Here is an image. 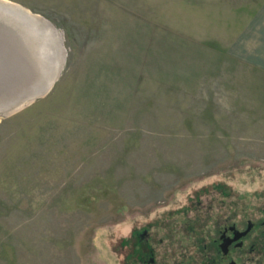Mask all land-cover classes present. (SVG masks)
Listing matches in <instances>:
<instances>
[{"label":"rangeland","instance_id":"374dc122","mask_svg":"<svg viewBox=\"0 0 264 264\" xmlns=\"http://www.w3.org/2000/svg\"><path fill=\"white\" fill-rule=\"evenodd\" d=\"M0 2L49 22L61 63L0 114V264H214L220 226L264 219V0Z\"/></svg>","mask_w":264,"mask_h":264},{"label":"water","instance_id":"95a60500","mask_svg":"<svg viewBox=\"0 0 264 264\" xmlns=\"http://www.w3.org/2000/svg\"><path fill=\"white\" fill-rule=\"evenodd\" d=\"M14 6L0 5V9L20 22L24 29L19 37L0 32V114H9L47 94L57 82L61 68V63L49 62L44 54L48 47L55 46L53 26L41 16L29 10L27 13V9L21 6ZM8 10L20 15H12ZM42 28L49 33L44 34L40 31ZM27 34L32 39L27 38ZM23 39L29 44L23 43ZM33 40L42 42L38 53L35 49L39 44L36 45ZM45 72L48 73L45 75Z\"/></svg>","mask_w":264,"mask_h":264},{"label":"flooded vegetation","instance_id":"af4514ba","mask_svg":"<svg viewBox=\"0 0 264 264\" xmlns=\"http://www.w3.org/2000/svg\"><path fill=\"white\" fill-rule=\"evenodd\" d=\"M210 258L214 264H237L244 254L253 262L264 261V219L248 220L246 225L226 223L217 230L211 243Z\"/></svg>","mask_w":264,"mask_h":264},{"label":"crops","instance_id":"0c3cea01","mask_svg":"<svg viewBox=\"0 0 264 264\" xmlns=\"http://www.w3.org/2000/svg\"><path fill=\"white\" fill-rule=\"evenodd\" d=\"M260 16H257L258 20H255V26H252L251 23V36H249L248 40L251 39V41L254 40L255 43H257V48L255 47L254 50H251V54H254L257 57H260L257 61L263 69L261 70L264 74V6L259 12ZM254 27L255 32H257V39H255V36H252V28ZM257 28V29H256ZM253 48L251 44V49ZM263 89H264V81H263Z\"/></svg>","mask_w":264,"mask_h":264},{"label":"bare ground","instance_id":"6f19581e","mask_svg":"<svg viewBox=\"0 0 264 264\" xmlns=\"http://www.w3.org/2000/svg\"><path fill=\"white\" fill-rule=\"evenodd\" d=\"M0 5H1V6H4V7H5V6H8L7 4L2 3V2H0ZM8 7H9V6H8ZM10 8H11V7H10ZM10 8H9V9H10ZM3 10H4V9H3ZM1 11H2V10H1ZM8 12L11 13L12 15H15V16H19V15H20V14L18 15L15 11H11V10H8ZM2 13H3V12H2ZM21 17H22V16H21ZM11 20H12V19H11ZM23 21H24V20H23ZM24 22H25V21H24ZM28 25H29V24H28ZM32 27H33V26H32ZM33 28H34V27H33Z\"/></svg>","mask_w":264,"mask_h":264}]
</instances>
